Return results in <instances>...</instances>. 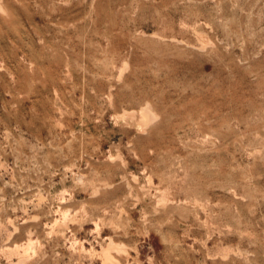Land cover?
I'll return each instance as SVG.
<instances>
[{"label": "rangeland", "instance_id": "374dc122", "mask_svg": "<svg viewBox=\"0 0 264 264\" xmlns=\"http://www.w3.org/2000/svg\"><path fill=\"white\" fill-rule=\"evenodd\" d=\"M0 264H264V0H0Z\"/></svg>", "mask_w": 264, "mask_h": 264}, {"label": "bare ground", "instance_id": "6f19581e", "mask_svg": "<svg viewBox=\"0 0 264 264\" xmlns=\"http://www.w3.org/2000/svg\"><path fill=\"white\" fill-rule=\"evenodd\" d=\"M113 247V246H112ZM108 250V249H107ZM118 251V250H117ZM105 261H106V259H105Z\"/></svg>", "mask_w": 264, "mask_h": 264}]
</instances>
